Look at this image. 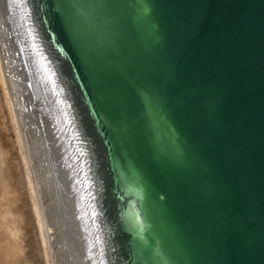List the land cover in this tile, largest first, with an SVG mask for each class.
Wrapping results in <instances>:
<instances>
[{"label": "water", "instance_id": "95a60500", "mask_svg": "<svg viewBox=\"0 0 264 264\" xmlns=\"http://www.w3.org/2000/svg\"><path fill=\"white\" fill-rule=\"evenodd\" d=\"M5 1L22 89L51 86L81 156L96 264H264V0Z\"/></svg>", "mask_w": 264, "mask_h": 264}, {"label": "bare ground", "instance_id": "6f19581e", "mask_svg": "<svg viewBox=\"0 0 264 264\" xmlns=\"http://www.w3.org/2000/svg\"><path fill=\"white\" fill-rule=\"evenodd\" d=\"M11 8L0 0V80L47 264H96V229L81 156L68 140V127L51 86L39 83L35 89H22L19 79L25 75L13 59L15 44L3 30L6 19L15 24ZM23 91L28 92L31 109L24 104Z\"/></svg>", "mask_w": 264, "mask_h": 264}, {"label": "rangeland", "instance_id": "374dc122", "mask_svg": "<svg viewBox=\"0 0 264 264\" xmlns=\"http://www.w3.org/2000/svg\"><path fill=\"white\" fill-rule=\"evenodd\" d=\"M6 103L0 80V264H47Z\"/></svg>", "mask_w": 264, "mask_h": 264}]
</instances>
